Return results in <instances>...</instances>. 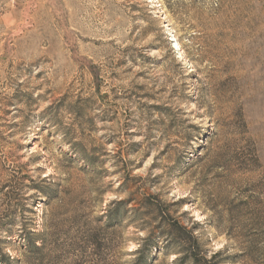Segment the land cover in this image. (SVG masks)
Wrapping results in <instances>:
<instances>
[{"label": "rangeland", "instance_id": "obj_1", "mask_svg": "<svg viewBox=\"0 0 264 264\" xmlns=\"http://www.w3.org/2000/svg\"><path fill=\"white\" fill-rule=\"evenodd\" d=\"M7 257L264 264V0H0Z\"/></svg>", "mask_w": 264, "mask_h": 264}, {"label": "trees", "instance_id": "obj_2", "mask_svg": "<svg viewBox=\"0 0 264 264\" xmlns=\"http://www.w3.org/2000/svg\"><path fill=\"white\" fill-rule=\"evenodd\" d=\"M33 248H34V250L36 252H38V250L40 249V247L38 245H36V244H33ZM12 260L13 259L10 260L9 257H7L6 260H5V264H12Z\"/></svg>", "mask_w": 264, "mask_h": 264}]
</instances>
